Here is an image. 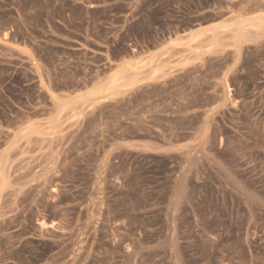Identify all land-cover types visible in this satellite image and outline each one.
Segmentation results:
<instances>
[{
	"label": "rangeland",
	"instance_id": "rangeland-1",
	"mask_svg": "<svg viewBox=\"0 0 264 264\" xmlns=\"http://www.w3.org/2000/svg\"><path fill=\"white\" fill-rule=\"evenodd\" d=\"M254 17L0 0V264H264V26L189 33Z\"/></svg>",
	"mask_w": 264,
	"mask_h": 264
},
{
	"label": "bare ground",
	"instance_id": "bare-ground-1",
	"mask_svg": "<svg viewBox=\"0 0 264 264\" xmlns=\"http://www.w3.org/2000/svg\"><path fill=\"white\" fill-rule=\"evenodd\" d=\"M248 25H254V26H257V27H263L264 26V17L263 18L254 17V18H250V19H247V20H237L234 23H226V24H221V25H213L212 27L201 26V27H197V28L191 29L189 33H191V35L195 39V38L199 37L203 33V31H206V30L216 31V30H219V29H222V28H226V29L233 30L235 32V43L237 45H239L245 39H247V38H249L251 36L250 35V31L249 30H246V27ZM146 64L144 66H146ZM128 71H129L128 70V67L124 66L117 73V77H114L113 81L116 82L119 79H124L125 78V75H126V73ZM1 156H0V178H1V181L0 182L1 183H5L4 165H6L5 164V160L6 159H4V154H3V157H1Z\"/></svg>",
	"mask_w": 264,
	"mask_h": 264
}]
</instances>
